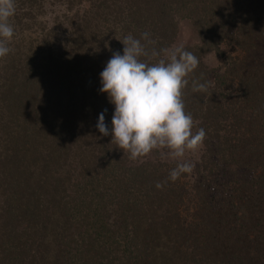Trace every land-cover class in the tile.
<instances>
[{
    "label": "trees",
    "instance_id": "trees-1",
    "mask_svg": "<svg viewBox=\"0 0 264 264\" xmlns=\"http://www.w3.org/2000/svg\"><path fill=\"white\" fill-rule=\"evenodd\" d=\"M54 2L14 0L0 58V264H264V0ZM182 20L199 37L182 47L199 60L182 100L204 170L238 172L192 190L169 180L177 164L133 160L95 127L104 110L111 124L99 74L121 41L147 32L140 59L167 60Z\"/></svg>",
    "mask_w": 264,
    "mask_h": 264
},
{
    "label": "clouds",
    "instance_id": "clouds-1",
    "mask_svg": "<svg viewBox=\"0 0 264 264\" xmlns=\"http://www.w3.org/2000/svg\"><path fill=\"white\" fill-rule=\"evenodd\" d=\"M15 14L14 0H0V58L9 54L8 42L14 37L10 18ZM146 43H142L141 41ZM123 52L113 53L101 71L99 91L107 94L114 105L110 126L102 111L95 127L102 136H111V143L135 160L153 149L165 148L173 158H182L186 151H196L206 136L200 128L192 132L193 117L185 112L182 89L188 75L198 66V58L177 47L167 52V60L155 64L142 61L149 56L147 44L154 41L145 32L137 39L131 35L122 41ZM157 56L155 50L151 53ZM205 83L193 82L194 92H205ZM194 165L178 163L169 173V180L191 173ZM157 187H161L157 184Z\"/></svg>",
    "mask_w": 264,
    "mask_h": 264
},
{
    "label": "rangeland",
    "instance_id": "rangeland-1",
    "mask_svg": "<svg viewBox=\"0 0 264 264\" xmlns=\"http://www.w3.org/2000/svg\"><path fill=\"white\" fill-rule=\"evenodd\" d=\"M49 1L52 2L53 4L55 3L54 0H49ZM46 10H47V14L45 15L46 17L40 18V19H45V22L48 25L52 27V24L50 23H52L56 19H58V21L63 22V19H64L63 14H64V11L66 10L61 9L59 5H54V7L49 6L46 8ZM19 35H20V32H19ZM20 36H18L17 40L20 39ZM193 45H199V37L193 28V24L188 20H182L178 24V36L176 37V39L173 42V45H171L168 51H171L177 47H184V46L190 47ZM222 51L224 55H227L230 52L225 46L222 47ZM165 57H167V55H165ZM204 62L205 64H207V66H209L210 69L213 70V73H216V70L221 71L219 68L221 67V64L223 63V57L219 58L212 54H207L204 59ZM202 151H203V145H200L196 151L194 152L186 151L182 158L177 159V158H173L169 154L168 150L165 148L153 149L152 152L147 155L146 161L156 163V164L162 163V164H169V165L185 163V162L193 164L194 168L191 173H184V175L181 174V176L183 177L182 181L184 180L183 183H185L186 184L185 186H187V188L190 190H192L196 184L198 185V183L202 181V176L207 177L209 184L212 186V185H215L218 180H221V183L225 181L226 179L225 177L220 178L219 176L223 174H224L223 176H227L225 172L224 173L222 172L223 169L225 171L232 170V171L237 172L236 169H231L228 167L224 168L220 166L219 168H211V170L213 171L210 174L209 170H206V171L204 170L205 163H203V160H202ZM155 152H158V154L156 155ZM146 161L143 160L142 163ZM242 175H245V174L241 173L240 177ZM230 178L232 179L233 177H230ZM230 178H228L227 181H229Z\"/></svg>",
    "mask_w": 264,
    "mask_h": 264
}]
</instances>
